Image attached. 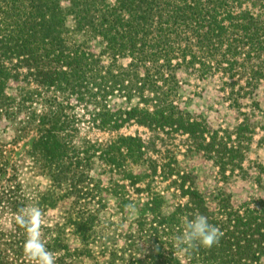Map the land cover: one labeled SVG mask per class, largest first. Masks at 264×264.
Listing matches in <instances>:
<instances>
[{
    "label": "trees",
    "instance_id": "obj_1",
    "mask_svg": "<svg viewBox=\"0 0 264 264\" xmlns=\"http://www.w3.org/2000/svg\"><path fill=\"white\" fill-rule=\"evenodd\" d=\"M180 71L216 77L241 110L264 89V0H0V264H32L14 222L30 205L56 264H264V198L235 203L221 185L249 175L264 124L186 111ZM85 125L154 136L103 142ZM177 134L218 167L213 187L160 154ZM196 214L218 245L176 244Z\"/></svg>",
    "mask_w": 264,
    "mask_h": 264
},
{
    "label": "rangeland",
    "instance_id": "obj_2",
    "mask_svg": "<svg viewBox=\"0 0 264 264\" xmlns=\"http://www.w3.org/2000/svg\"><path fill=\"white\" fill-rule=\"evenodd\" d=\"M179 78L183 81V103L181 105L186 111L191 112L195 116L205 117L209 123L214 126L222 125L224 127H233L243 120L244 116L240 111H245L251 114L253 121L264 124V89H258L257 93L243 100L244 103L241 110L232 106L230 101L225 99L224 91L220 88L218 79H199L195 75L185 71L179 72ZM258 103H252L253 100ZM79 113H83L81 109H77ZM85 133L91 138L99 139L107 142L118 133L138 134L144 139L149 140L154 136V133L146 127L138 125H130L124 127L119 132L102 131L97 128H90L87 125ZM5 135V133H3ZM263 132L260 128L257 129L254 141L248 152V158L245 162L249 169V175H236L227 183H221L225 186L226 191L232 195L235 203H241L253 198H264V144L259 143ZM172 140H158V149L160 154L165 156L172 151L177 154V158L187 170L193 171L198 176L200 187L205 189L213 187L217 179L215 178L218 167L212 160L207 159L202 153H186L189 139L187 135L177 134ZM27 139L20 142L17 150L25 145ZM173 143V144H171ZM162 184L161 186H164ZM117 221L118 218L115 217Z\"/></svg>",
    "mask_w": 264,
    "mask_h": 264
},
{
    "label": "clouds",
    "instance_id": "obj_3",
    "mask_svg": "<svg viewBox=\"0 0 264 264\" xmlns=\"http://www.w3.org/2000/svg\"><path fill=\"white\" fill-rule=\"evenodd\" d=\"M16 226L24 231L23 253L32 264H56L57 254L47 247V240L43 233L45 227L44 211L37 205L20 208L14 215ZM222 231L219 227L209 223L208 217L196 214L185 223L184 230L175 237L177 245L185 250L200 246L212 248L218 245Z\"/></svg>",
    "mask_w": 264,
    "mask_h": 264
}]
</instances>
